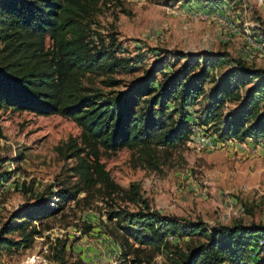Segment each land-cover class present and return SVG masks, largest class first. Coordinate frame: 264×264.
Segmentation results:
<instances>
[{
    "label": "trees",
    "instance_id": "16d2710c",
    "mask_svg": "<svg viewBox=\"0 0 264 264\" xmlns=\"http://www.w3.org/2000/svg\"><path fill=\"white\" fill-rule=\"evenodd\" d=\"M105 3L0 0V107L59 114L80 127V133L64 143L65 155L76 159L70 170L77 181L59 187L53 207L43 200L45 207L36 203L14 211L0 226V249L31 246L34 219L58 212L81 191L95 189L104 198L119 197L137 205L134 210L119 207L108 212L119 227L123 256L131 252L126 247L129 239L161 250L171 237L188 235L199 237L198 242L173 253L169 264H264V222L218 224L209 229L198 219L161 214L150 208L138 183L124 188L100 161L101 149L128 148L138 153L140 161L157 167L159 150L184 143L192 120L211 123L221 138L243 141L264 136V68L226 52L203 55L163 48L159 59L132 83L104 91L86 80L100 78L105 87L119 86L122 79L115 74L133 70L104 33L91 30ZM171 57L178 65L171 63ZM218 65L227 67L218 74ZM202 96L208 97V103L192 119L188 107ZM230 101L235 105L225 112Z\"/></svg>",
    "mask_w": 264,
    "mask_h": 264
},
{
    "label": "rangeland",
    "instance_id": "374dc122",
    "mask_svg": "<svg viewBox=\"0 0 264 264\" xmlns=\"http://www.w3.org/2000/svg\"><path fill=\"white\" fill-rule=\"evenodd\" d=\"M106 1L91 30L104 33L117 54L128 58L133 70L115 74L122 79L119 86L105 87L100 78L86 80L104 91L132 83L159 59L163 48L203 55L226 52L250 66L264 68V0ZM252 36L258 44L250 43ZM171 63L178 65L172 57ZM226 67L218 65V74ZM210 86L209 81V92ZM207 103L208 97L202 96L189 106L191 118L195 119ZM227 104L225 112L235 102ZM0 126L1 226L20 208H33L36 203L45 207L46 201L53 207L59 187L77 181L70 170L76 159L65 155L64 143L69 136L78 135L80 127L59 114L1 107ZM137 155L128 148L101 149L100 161L124 188L138 183L152 210L198 219L209 229L218 224L264 222V136L229 140L219 137L214 125L208 123L192 129L177 147L160 149L157 167L140 161ZM119 207L134 210L137 205L119 197L104 198L95 189L81 191L63 209L31 222L36 228L31 246L1 248L0 264H169L173 253L199 240L197 236L172 237L168 245L155 250L129 239L126 247L131 252L123 256L119 227L115 219L108 218V212Z\"/></svg>",
    "mask_w": 264,
    "mask_h": 264
},
{
    "label": "built area",
    "instance_id": "2783aa9c",
    "mask_svg": "<svg viewBox=\"0 0 264 264\" xmlns=\"http://www.w3.org/2000/svg\"><path fill=\"white\" fill-rule=\"evenodd\" d=\"M259 1L261 2L263 0H259ZM250 40H251L250 43H257L258 44V42L256 41V39L253 36H252V38ZM201 126L202 125L198 124L195 120L190 121V127H191V129H193V131L195 129H200ZM203 134L205 135V133H203ZM229 140H235V139L229 138ZM47 246H48V243H45L44 249H47Z\"/></svg>",
    "mask_w": 264,
    "mask_h": 264
}]
</instances>
